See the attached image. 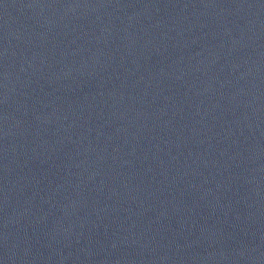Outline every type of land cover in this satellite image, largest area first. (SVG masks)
Here are the masks:
<instances>
[{"label": "water", "instance_id": "water-1", "mask_svg": "<svg viewBox=\"0 0 264 264\" xmlns=\"http://www.w3.org/2000/svg\"><path fill=\"white\" fill-rule=\"evenodd\" d=\"M0 264H264V0H0Z\"/></svg>", "mask_w": 264, "mask_h": 264}]
</instances>
